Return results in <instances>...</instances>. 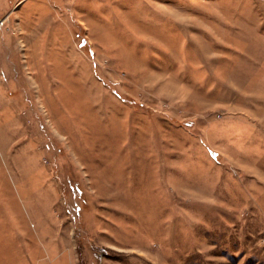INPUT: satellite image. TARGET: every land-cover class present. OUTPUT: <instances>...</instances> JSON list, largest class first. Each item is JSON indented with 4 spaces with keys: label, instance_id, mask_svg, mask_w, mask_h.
Returning <instances> with one entry per match:
<instances>
[{
    "label": "rangeland",
    "instance_id": "1",
    "mask_svg": "<svg viewBox=\"0 0 264 264\" xmlns=\"http://www.w3.org/2000/svg\"><path fill=\"white\" fill-rule=\"evenodd\" d=\"M0 264H264V0H0Z\"/></svg>",
    "mask_w": 264,
    "mask_h": 264
}]
</instances>
